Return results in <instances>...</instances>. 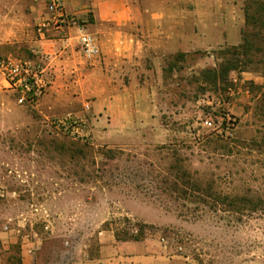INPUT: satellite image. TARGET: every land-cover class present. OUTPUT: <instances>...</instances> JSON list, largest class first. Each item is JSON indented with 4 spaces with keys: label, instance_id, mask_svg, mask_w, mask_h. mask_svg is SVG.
Instances as JSON below:
<instances>
[{
    "label": "rangeland",
    "instance_id": "1",
    "mask_svg": "<svg viewBox=\"0 0 264 264\" xmlns=\"http://www.w3.org/2000/svg\"><path fill=\"white\" fill-rule=\"evenodd\" d=\"M187 1L145 0L160 14L211 13L224 37L193 22L192 37L108 41L134 52L111 56L113 71L59 73L31 40L0 39L49 82L47 102L21 103L0 70V264L28 250L27 264H264V69L224 82L207 72L242 42L246 0ZM86 105L92 144L52 124Z\"/></svg>",
    "mask_w": 264,
    "mask_h": 264
},
{
    "label": "crops",
    "instance_id": "2",
    "mask_svg": "<svg viewBox=\"0 0 264 264\" xmlns=\"http://www.w3.org/2000/svg\"><path fill=\"white\" fill-rule=\"evenodd\" d=\"M190 1L200 4L198 0ZM147 5L145 0H67L68 11L80 18L88 16L86 19L89 20V29L96 32L100 38L101 55L94 59L86 58L81 48L76 47L80 45V31L76 26L63 31H53L46 37L39 35V39L33 40L35 25L48 16L46 0H0V39L31 40V43L42 48V51L50 56L49 67L54 71L60 73L62 70L69 72L88 69L89 75H92L102 69L113 71L117 66L113 67L111 56H116L114 62H124V57L134 53L127 51L128 48L119 43L109 49L108 41L122 37H141L158 42L160 38L166 37H192L189 32L193 22H201L198 31L205 32L201 36L224 37L222 24L218 25L217 18L211 16V13H206L205 16L203 14L202 19L197 21L196 10H184L183 16L160 14L153 8L154 4L151 8ZM181 22L184 25H181ZM206 23L208 24L204 27ZM214 31L215 34L206 33ZM193 32L196 30L193 29ZM194 34L200 36L199 33ZM158 46L153 47L156 49L151 52L160 54L161 49ZM119 67L122 68L121 63ZM98 79L111 81L112 77L100 75ZM48 98L47 96L42 102L39 100L35 103L40 106L47 102ZM34 254L32 250L23 252L22 264H27L29 257Z\"/></svg>",
    "mask_w": 264,
    "mask_h": 264
},
{
    "label": "built area",
    "instance_id": "3",
    "mask_svg": "<svg viewBox=\"0 0 264 264\" xmlns=\"http://www.w3.org/2000/svg\"><path fill=\"white\" fill-rule=\"evenodd\" d=\"M48 16L37 25L40 36L46 37L53 31H63L76 26L80 31L79 43L84 56L94 59L101 55V48L95 35L78 24L75 14L67 9V0H47ZM0 70L6 76L9 86L20 93L19 101L37 102L45 93L49 82L45 77V69L30 60H22L0 53ZM90 105L80 113L70 112L54 119L53 126L74 141L92 144L94 141Z\"/></svg>",
    "mask_w": 264,
    "mask_h": 264
},
{
    "label": "trees",
    "instance_id": "4",
    "mask_svg": "<svg viewBox=\"0 0 264 264\" xmlns=\"http://www.w3.org/2000/svg\"><path fill=\"white\" fill-rule=\"evenodd\" d=\"M244 13L246 28L242 30V42L222 50L223 62L218 70L207 71L209 80L224 82L232 71H246L254 63L261 64L264 69V0H246ZM184 177L187 178L184 181L187 189L196 193L204 191L189 176ZM19 264H22V260Z\"/></svg>",
    "mask_w": 264,
    "mask_h": 264
}]
</instances>
